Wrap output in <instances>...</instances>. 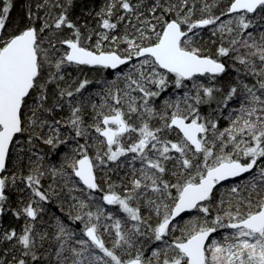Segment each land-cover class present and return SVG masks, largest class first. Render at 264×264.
Segmentation results:
<instances>
[{
	"label": "snow or ice",
	"instance_id": "1",
	"mask_svg": "<svg viewBox=\"0 0 264 264\" xmlns=\"http://www.w3.org/2000/svg\"><path fill=\"white\" fill-rule=\"evenodd\" d=\"M0 264H264V0H0Z\"/></svg>",
	"mask_w": 264,
	"mask_h": 264
}]
</instances>
